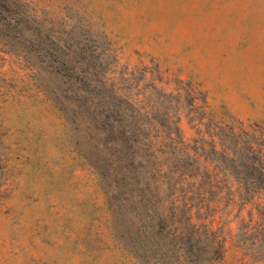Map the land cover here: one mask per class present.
Wrapping results in <instances>:
<instances>
[{
    "label": "rangeland",
    "instance_id": "rangeland-1",
    "mask_svg": "<svg viewBox=\"0 0 264 264\" xmlns=\"http://www.w3.org/2000/svg\"><path fill=\"white\" fill-rule=\"evenodd\" d=\"M130 110L136 215L97 164ZM262 175L264 0H0V264H192V227L248 264Z\"/></svg>",
    "mask_w": 264,
    "mask_h": 264
},
{
    "label": "trees",
    "instance_id": "trees-1",
    "mask_svg": "<svg viewBox=\"0 0 264 264\" xmlns=\"http://www.w3.org/2000/svg\"><path fill=\"white\" fill-rule=\"evenodd\" d=\"M118 103L120 102L118 101ZM110 114V112H106L105 118L102 122L99 120L101 129L110 124L112 125V122L109 119ZM120 116L122 117V120L117 125L119 128L116 129V134L110 135L108 133V136L114 140L110 147L109 154L115 156L116 161L114 163L109 161L107 157H105L106 154L101 152L103 155L99 153L101 156H98L99 161L97 164L100 168V174L104 180V184L110 186V190L114 195H117L118 198L119 196L124 198L122 199L124 202H128V204L132 205L134 207L133 215H136L141 212L138 201L143 198L150 182V175L146 174V170L141 171L140 168L142 164V151H140V149L144 147L142 139L146 138L147 140V132L149 130L147 128L145 129L144 126L138 123V118L133 111H131L129 115L121 113ZM106 135L107 131H105V136ZM242 165L248 164L244 163ZM153 173L154 170L151 174ZM261 186L259 187L263 189L262 195L264 197V185ZM110 199H112L111 196ZM147 199L148 198H146V200ZM262 204L264 206V201ZM259 221H263L262 226H264V219H260ZM259 224L260 222H258V225ZM195 227H197V225H195ZM193 230L194 228L192 227V229L190 231L188 230L184 236H180L181 239H178L183 243V253L188 262L192 264H208L207 262L209 260H213L217 256H220L221 241H219L217 237H212L210 233L207 232V241L202 245V243H199L198 239H192L190 232ZM246 230L243 231V234L245 233L247 236L249 232ZM261 230H264V227ZM142 238H147V240H149V233H147V235L143 233ZM252 238L253 239L249 241V237H246L249 246L250 244H253V250H251L252 259H250L248 264H256L262 256V254H259L257 251L260 249L264 250V243L259 237L254 235ZM201 253H206L207 255H202ZM170 263L171 261L169 264Z\"/></svg>",
    "mask_w": 264,
    "mask_h": 264
}]
</instances>
